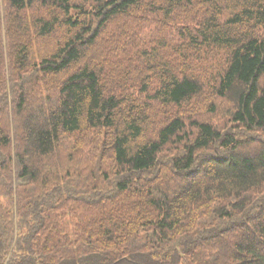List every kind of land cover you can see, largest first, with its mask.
I'll list each match as a JSON object with an SVG mask.
<instances>
[{
	"label": "trees",
	"instance_id": "1",
	"mask_svg": "<svg viewBox=\"0 0 264 264\" xmlns=\"http://www.w3.org/2000/svg\"><path fill=\"white\" fill-rule=\"evenodd\" d=\"M3 2L0 264H264V141L238 137L264 131V0ZM69 139L86 174L56 170Z\"/></svg>",
	"mask_w": 264,
	"mask_h": 264
},
{
	"label": "rangeland",
	"instance_id": "2",
	"mask_svg": "<svg viewBox=\"0 0 264 264\" xmlns=\"http://www.w3.org/2000/svg\"><path fill=\"white\" fill-rule=\"evenodd\" d=\"M72 2L74 4H77L78 6L84 8V9H90L88 5V0H72ZM4 2L3 0H0V18L2 19V22L0 23V46H1V68L0 70H4V72H6V79H8V75H7V71L8 69H10V63L8 61L7 58V39H6V33H7V27L6 25H4V21L6 24V11H5V7H4ZM75 11H72V13H70L72 16H74ZM76 16V15H75ZM153 22V18L150 17V23ZM160 25V24H159ZM168 32V31H166ZM46 42H42L41 45L44 46L46 45ZM204 56V57H203ZM203 56L201 58V62H199V67L204 68V72L206 73H213L214 71H217V69L220 67V65L224 62V53L221 50H210L208 51L207 55H206V51L203 53ZM205 60V61H204ZM29 77L26 76L25 79L27 82H31L30 85H34L33 83V79H28ZM23 83L22 82H13L12 84L6 83V88H7V92L8 90L11 91V89L14 91L15 88L20 89ZM11 88V89H10ZM43 96H45V94H43ZM209 100H201L200 99L196 102L193 103L190 108H185L187 110H193L194 108L196 109H201L203 110L202 115H201V119H203L202 121H209L211 124L215 125L216 127L220 128V129H230V124H229V120H228V112L230 110V103H228L226 100H219V99H215L212 101V105L208 104ZM8 107L10 108V99L8 100ZM213 107L214 109L212 110V112H210L211 108ZM210 108V109H208ZM188 112V111H187ZM9 121V127H10V131L12 133V129L14 130L15 127V122L11 120ZM13 134V133H12ZM238 137L241 139L242 138H247L245 140H249L250 138L254 139L253 141L257 142V143H253L254 146H251V148L253 147H257V145L259 144L258 142L261 140L264 141V131H260V132H253L250 135H247L246 133L239 131L238 133ZM72 141V139L69 140H64V143L59 147V149L57 150V152L54 154V161L53 163L56 165V170H64L67 169L69 170V172L71 173V170H73V172L75 170H82L83 173H87L91 168H93L95 165L90 161L91 159H79L80 157H84L85 154L88 155V151H83L81 154L71 158V153H69L70 151V142ZM71 170H70V169ZM69 173V174H70ZM72 175V174H71ZM11 198H4L3 196H0V209H6L10 208V205L8 207V201H10ZM12 210L15 214V203L12 200ZM61 223L62 225L68 226L70 222H68V218L67 216L61 218ZM17 230V229H16ZM16 237V235L14 234V238ZM12 253V248L9 250L7 256H5L4 261L5 263L8 262L9 257Z\"/></svg>",
	"mask_w": 264,
	"mask_h": 264
}]
</instances>
